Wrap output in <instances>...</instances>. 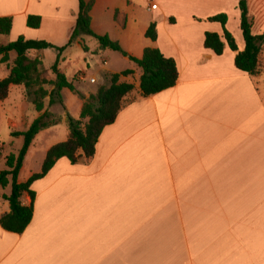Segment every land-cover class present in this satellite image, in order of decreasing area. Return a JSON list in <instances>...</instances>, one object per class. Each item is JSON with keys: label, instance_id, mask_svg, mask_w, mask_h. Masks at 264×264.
I'll return each mask as SVG.
<instances>
[{"label": "crops", "instance_id": "crops-1", "mask_svg": "<svg viewBox=\"0 0 264 264\" xmlns=\"http://www.w3.org/2000/svg\"><path fill=\"white\" fill-rule=\"evenodd\" d=\"M84 1L92 3L93 31L127 53L133 73L120 81L135 87L90 160L62 157L32 183L34 200L24 192L23 203L34 204L25 231L6 230L0 222V264H264V46L260 71L250 74L236 66L227 42L221 55L204 44L206 32L224 35L222 23L209 17L226 13V28L245 49L239 0H148L152 15L144 17L136 14L140 0ZM248 6L253 33H263L264 0H248ZM79 12L80 0H0V17L13 19L0 44L20 36L54 44L27 54L42 61L52 80L59 58V70L88 98L96 91L80 85L88 79L84 64L89 68L110 48L83 34L60 53ZM31 15L41 17L40 27L27 24ZM153 22L156 40L146 35ZM147 47L173 57L179 78L144 97L142 69L130 57L141 59ZM3 57L0 81L10 75L17 53L10 51L6 62ZM105 64L101 85L123 72ZM61 95L64 112L50 105V94L38 111L24 84L10 86L0 100V138H9L0 141V172L7 169L6 155L24 144L13 133L26 131L46 110L60 119L35 137L18 181L40 173L49 149L69 138L68 116L80 119L84 99L69 88ZM11 191V183L0 186V217L11 211L5 198Z\"/></svg>", "mask_w": 264, "mask_h": 264}, {"label": "trees", "instance_id": "trees-1", "mask_svg": "<svg viewBox=\"0 0 264 264\" xmlns=\"http://www.w3.org/2000/svg\"><path fill=\"white\" fill-rule=\"evenodd\" d=\"M241 10V30L245 40V49L240 51L234 35L226 28L228 15L219 13L209 17L211 21H218L224 27V35L218 32H206L205 47L212 49L216 54L224 53L226 42L229 47L236 52V66L250 74L260 71V55L264 46V32L254 34L252 31L253 20L249 12L248 0H239ZM92 3L80 0V12L76 27L70 37L68 44L58 47L62 53L79 36L83 34L95 37L102 48H110L120 51L127 56L118 41H114L109 35H100L93 31L91 27ZM171 21H175L171 18ZM13 25L12 17H0V36L11 32ZM30 27L38 28L41 25V17L31 15L28 18ZM146 35L152 40L157 39L156 23H151ZM56 47L45 40L26 39L20 36L17 40L8 44H0V54H3V62L8 61L10 51H16L17 57L11 69L10 75L0 81V100L7 98L12 84H24L27 94L33 96V102L38 111L45 108V98L50 94V105L59 100L62 102L61 92L64 88L79 93L84 99L80 119L68 116L70 136L66 141L53 145L44 160L42 171L34 174L27 182L20 183L18 176L23 166L25 156L33 140L38 133L51 125L57 124L58 119L46 110L42 115L34 120L31 126L23 132H14V136L22 135L24 144L18 154H9L6 157L7 169L0 172V186H7L11 183L12 191L5 198L10 202L11 211L0 217L1 225L4 229L22 233L32 221L34 215V204L25 205L22 201L24 192H29L32 199L35 193L31 190L32 183L43 177L54 166L56 161L62 157H67L72 163L80 160H90L96 152V145L100 135L107 125L116 121V118L123 107L124 97L134 89V84L120 81L122 75L127 76L133 70L127 69L122 73H115L111 76L109 85H101L97 92L88 98L77 91L74 83L69 81L64 73L59 70V58L52 66L51 71L56 74V79L46 77L47 70L42 68V61L38 58H30L27 52L30 49H45ZM141 69L140 89L142 96L148 97L157 94L167 88L176 85L179 78L177 62L173 57H167L159 48L147 47L141 59L130 57ZM52 85L54 89L49 92L45 85ZM86 120V121H85Z\"/></svg>", "mask_w": 264, "mask_h": 264}, {"label": "rangeland", "instance_id": "rangeland-1", "mask_svg": "<svg viewBox=\"0 0 264 264\" xmlns=\"http://www.w3.org/2000/svg\"><path fill=\"white\" fill-rule=\"evenodd\" d=\"M148 7H149L148 0H140V2L138 4V7L136 8V14L139 17L151 16L152 12L150 10H148ZM109 21H112V19L110 18ZM93 40L95 41L96 39L93 37ZM108 52L109 53H104L102 56L100 54H96L93 62L90 63L89 68L87 66V63L84 64V66L86 67L87 73H88V79H87V81L85 83L80 84V85H82V86H86L87 85L88 87L93 88L97 92L98 88L100 87V85L102 83L101 82L102 72H99V69L105 64L106 60L108 61L107 66L109 68L115 69L117 71H124L128 67L132 66L131 63H128L124 59V56H125L124 53H122L120 51L113 50V49H108ZM93 74H96V76H98V78H99L98 83H91L90 82V77ZM50 76H51L50 72L47 71L46 77L48 79H51ZM71 79H74V78H71ZM105 84L109 85L110 84V80H109V82H107ZM45 87L48 88V89H51L52 85L46 84ZM131 99L132 98H130V100ZM130 100L128 99L127 101H130ZM54 105H55L54 106V110H58V111L64 112V106L62 105V102L60 103V102L57 101ZM52 114H53L54 118L60 119L59 114H57V113H52ZM2 137L0 138V141L3 142V143L8 144L9 143L8 142L9 138H6L7 136H5L4 134H2ZM14 149H15V151L18 149V147H16V144H14ZM6 157H7V155H6ZM3 159H4V157L1 158V156H0V164L2 163ZM34 159H36V157Z\"/></svg>", "mask_w": 264, "mask_h": 264}, {"label": "built area", "instance_id": "built-area-1", "mask_svg": "<svg viewBox=\"0 0 264 264\" xmlns=\"http://www.w3.org/2000/svg\"><path fill=\"white\" fill-rule=\"evenodd\" d=\"M152 8H153V9H156V8H157V3L152 2ZM95 81H96V79L93 78V79H92V82H95Z\"/></svg>", "mask_w": 264, "mask_h": 264}, {"label": "bare ground", "instance_id": "bare-ground-1", "mask_svg": "<svg viewBox=\"0 0 264 264\" xmlns=\"http://www.w3.org/2000/svg\"><path fill=\"white\" fill-rule=\"evenodd\" d=\"M28 24V23H27Z\"/></svg>", "mask_w": 264, "mask_h": 264}]
</instances>
